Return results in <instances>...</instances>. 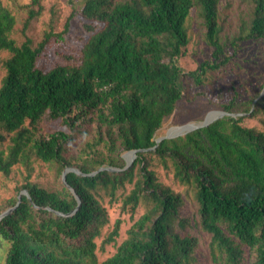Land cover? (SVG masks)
<instances>
[{
  "label": "trees",
  "instance_id": "16d2710c",
  "mask_svg": "<svg viewBox=\"0 0 264 264\" xmlns=\"http://www.w3.org/2000/svg\"><path fill=\"white\" fill-rule=\"evenodd\" d=\"M248 5V21L222 41L220 0H85L80 13L89 35L78 61L67 57L44 69L37 60L49 38L61 33H46L32 47L25 29L38 12L30 10L20 30L24 39L16 43L10 37L15 16L0 2V50L10 54L3 61L0 130L12 134L0 148V172L9 174L17 163L26 171V196L20 195L17 206V199L11 201L7 209H14L0 219V264H98L93 239L108 218L97 196L102 191L112 199L126 184L132 188L121 196L122 209L133 213L143 202L145 211L99 264H191L197 240L181 216L183 199L157 182L147 166L135 170L143 163L142 151L171 159L173 178L192 187L214 261L246 264L248 251L252 264H264V133L226 116L184 138L154 140L181 97L184 77L199 84L208 71L226 66L242 41L264 40V0ZM193 11L212 48L211 61L183 73L176 60L188 43L185 21ZM255 101V108L231 101L223 109L253 116L264 94ZM44 118L59 120L63 128L40 132ZM93 124L92 142L108 149L118 142L123 151H136V163L126 169L103 166L106 160L95 156L88 165L68 166L67 154L88 139ZM5 135L0 133V142ZM32 156L56 164L61 175L66 168L79 173L66 172L67 186L46 190L28 181ZM118 226L116 220L107 242Z\"/></svg>",
  "mask_w": 264,
  "mask_h": 264
},
{
  "label": "rangeland",
  "instance_id": "374dc122",
  "mask_svg": "<svg viewBox=\"0 0 264 264\" xmlns=\"http://www.w3.org/2000/svg\"><path fill=\"white\" fill-rule=\"evenodd\" d=\"M84 1L38 0L37 4H33L32 0H0L1 4L15 16L16 23L10 37L16 43H20L24 39L20 30L22 21L30 10L38 12L35 17L30 19L25 29V35L30 39L32 47H36L46 33H61V38L55 36L49 38L43 53L37 60L38 65L44 69L55 64H64L68 60L67 57L74 59L76 62L78 61L82 45L89 35L85 28L87 21L80 13ZM248 2L249 0H220L222 30L219 36H221L222 41L226 36H230L236 31L241 22L248 21L250 10ZM69 16L71 18L68 21L67 31L62 33ZM185 28L188 43L183 55L176 60L183 73L195 70L204 61H211L212 52V48L204 41V28L201 26V20L196 12L193 11L190 17L187 18ZM224 51L229 55L231 48L226 46ZM9 55V52L0 50V85L5 76L3 61ZM263 82L264 40L242 41L229 63L220 70L208 71L201 78L199 84L193 82L190 76L182 79L181 97L177 100L172 115L163 121L162 127L157 131L154 140L166 135H179L171 139L184 138L186 134H180L196 125L226 116L239 118L241 119L239 121L241 126L254 128L264 133V105L259 106V110L253 116L248 112L228 115L223 109V106L231 101L239 108H245L251 102L250 105L255 108V100L263 90L261 89ZM253 101L255 102L253 103ZM59 128H63L59 120L44 118L39 131L45 133ZM0 133L5 135L1 130ZM11 136L12 134L4 136V139L0 142V148L4 149L10 144L9 138ZM94 136L93 124L89 130L88 139L74 146L67 154L66 159L70 163L68 166L88 165L89 162L95 159V156L106 160L103 166L110 164L113 166L126 165L125 156L128 152L123 151L118 142L115 143L112 149H108L102 143L92 142ZM87 141L90 144L85 145ZM141 154L143 163H136L138 157H135L130 166L136 163L134 165L135 170L138 166H147V169L154 173L157 182L167 186L173 192L179 193L183 199L181 216L185 219L188 229L197 240V248L191 264H224L221 260L214 261L211 258L209 252L210 234L204 232L198 224L194 191L192 187L183 186L173 178L172 160L169 158L160 159L149 153V151H142ZM127 158L129 159L128 156ZM30 166L31 173L28 181L49 191H58L65 187L56 164L44 163L32 156ZM114 169L118 168L114 167ZM25 179L26 171L20 163L13 165L7 175L0 172V213L9 208V203L17 199L19 193H23L21 187L26 182ZM131 188V185L126 184L124 189L116 191L112 199L107 194L99 191L97 199L104 208L108 221L99 228L98 235L93 239L98 264L115 252L117 246L126 238L127 230L145 211L143 202L138 204L133 213L122 209L121 196L128 193ZM116 220H119L117 236L114 237L113 241L107 242L108 235L112 231ZM248 255H250L249 261L246 264H252L254 254L251 252L249 254L246 251L244 256L247 257Z\"/></svg>",
  "mask_w": 264,
  "mask_h": 264
},
{
  "label": "water",
  "instance_id": "95a60500",
  "mask_svg": "<svg viewBox=\"0 0 264 264\" xmlns=\"http://www.w3.org/2000/svg\"><path fill=\"white\" fill-rule=\"evenodd\" d=\"M264 94V88H263V90H262V92H261V94H260V96H262ZM224 114H226V113H224ZM217 119V118H216ZM215 120V119H214ZM214 120H212V121H214ZM212 121H210V122H203V123H201V124H198V125H196L195 127H193L191 130H189V131H187V132H190V131H193V130H195V129H198V128H201V127H205V126H207L209 123H211ZM186 132V133H187ZM170 138H172V137H169L168 135H166V136H164V137H162V138H159V139H157L156 140V143H158L160 140H162V139H170ZM131 155V159L129 160L128 158H127V156L128 155ZM135 156H136V151H129L128 152V154L125 156V158H126V165L124 166V169H126V168H128L129 166H130V164H131V162H132V160L135 158ZM109 169V168H108ZM101 170V169H100ZM109 170H117V169H109ZM68 171H73V172H76V173H79L76 169H69V168H66L64 171H63V173H62V182H63V184H65V186H67V184H66V182H65V174H66V172H68ZM72 192V191H71ZM73 194H74V192H72ZM21 194H24L25 196H26V192L25 191H23V193L21 192L19 195H18V197H17V203H16V206L18 205V203H19V201H20V195ZM14 209V208H13ZM13 209H7V210H5L4 212H2L1 214H0V219H2L3 217H5L6 215H8V214H10L11 212H12V210Z\"/></svg>",
  "mask_w": 264,
  "mask_h": 264
},
{
  "label": "bare ground",
  "instance_id": "6f19581e",
  "mask_svg": "<svg viewBox=\"0 0 264 264\" xmlns=\"http://www.w3.org/2000/svg\"><path fill=\"white\" fill-rule=\"evenodd\" d=\"M212 120H214V119H212ZM212 120H210V121H212ZM210 121H208V122H210ZM188 129H189V128H188ZM190 130H191V129H190ZM187 131H189V130H187ZM187 131H186V132H187ZM186 132H184V133H186ZM184 133H183V134H184ZM183 134H180V135H183ZM175 136H179V135H170L169 137H175ZM128 157H129V159H131V155H130V154L128 155Z\"/></svg>",
  "mask_w": 264,
  "mask_h": 264
}]
</instances>
